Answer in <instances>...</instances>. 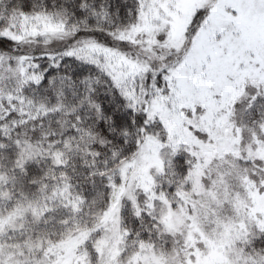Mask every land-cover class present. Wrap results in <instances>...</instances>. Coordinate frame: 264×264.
<instances>
[{
	"label": "snow or ice",
	"instance_id": "snow-or-ice-1",
	"mask_svg": "<svg viewBox=\"0 0 264 264\" xmlns=\"http://www.w3.org/2000/svg\"><path fill=\"white\" fill-rule=\"evenodd\" d=\"M0 264H264V0H0Z\"/></svg>",
	"mask_w": 264,
	"mask_h": 264
}]
</instances>
